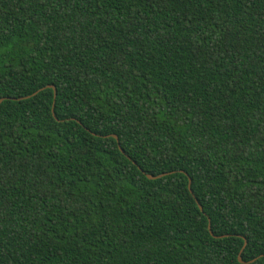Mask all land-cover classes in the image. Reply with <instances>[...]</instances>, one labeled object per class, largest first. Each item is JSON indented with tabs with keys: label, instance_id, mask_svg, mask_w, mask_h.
I'll list each match as a JSON object with an SVG mask.
<instances>
[{
	"label": "trees",
	"instance_id": "1",
	"mask_svg": "<svg viewBox=\"0 0 264 264\" xmlns=\"http://www.w3.org/2000/svg\"><path fill=\"white\" fill-rule=\"evenodd\" d=\"M1 98L0 264H264V0H0Z\"/></svg>",
	"mask_w": 264,
	"mask_h": 264
},
{
	"label": "water",
	"instance_id": "2",
	"mask_svg": "<svg viewBox=\"0 0 264 264\" xmlns=\"http://www.w3.org/2000/svg\"><path fill=\"white\" fill-rule=\"evenodd\" d=\"M45 88H51V89L53 90V98H54V97H55V88H54L52 85H48V86H46ZM42 89H43V88H42ZM35 94H36V92H33V93H32V95H35ZM27 97H28V96H27ZM22 98H26V97H22ZM2 100H3V98L0 99V102H1ZM110 136L116 140L117 145H118V149L121 151L120 146H119V144H118L117 137H116L115 135H110ZM165 174H167V173L158 174V175H156V176H151V175H149V174H146V177H147L148 179H156V178H160V177H162V176L165 175ZM189 186H190V179L188 178V189H189ZM197 206H198V208L201 210V207L199 206L198 203H197ZM207 227H208V231H209V233L212 235V232L210 231L209 220H208V226H207ZM214 237H217V236H214ZM245 244H246V242H245V240H243L242 248L240 249L239 254H238V261H239L240 263H244V262L241 260L240 252H241L242 249L245 247Z\"/></svg>",
	"mask_w": 264,
	"mask_h": 264
}]
</instances>
